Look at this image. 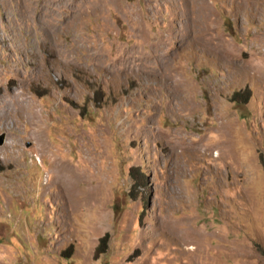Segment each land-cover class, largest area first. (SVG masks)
Listing matches in <instances>:
<instances>
[{"label":"rangeland","instance_id":"obj_1","mask_svg":"<svg viewBox=\"0 0 264 264\" xmlns=\"http://www.w3.org/2000/svg\"><path fill=\"white\" fill-rule=\"evenodd\" d=\"M1 134L0 264H264V0H0Z\"/></svg>","mask_w":264,"mask_h":264},{"label":"trees","instance_id":"obj_2","mask_svg":"<svg viewBox=\"0 0 264 264\" xmlns=\"http://www.w3.org/2000/svg\"><path fill=\"white\" fill-rule=\"evenodd\" d=\"M243 98H244V95H243L242 93H240V94H238V96L236 97L235 101H236V102H241ZM241 115H242V117L246 118V117H247L246 110H241ZM106 236H108V235H106ZM106 236H105L104 238H102V240H101L102 243L105 241ZM100 249H101L100 246H98V250H97V252H98Z\"/></svg>","mask_w":264,"mask_h":264},{"label":"bare ground","instance_id":"obj_3","mask_svg":"<svg viewBox=\"0 0 264 264\" xmlns=\"http://www.w3.org/2000/svg\"><path fill=\"white\" fill-rule=\"evenodd\" d=\"M62 169V168H61ZM66 173V171H64L63 169L59 172V177H60V179H63V180H65V181H67V179H66V177H67V175L65 174ZM68 174V173H67ZM68 178V177H67Z\"/></svg>","mask_w":264,"mask_h":264},{"label":"water","instance_id":"obj_4","mask_svg":"<svg viewBox=\"0 0 264 264\" xmlns=\"http://www.w3.org/2000/svg\"><path fill=\"white\" fill-rule=\"evenodd\" d=\"M4 138H5V135L4 134H1L0 135V143L1 144L4 142Z\"/></svg>","mask_w":264,"mask_h":264}]
</instances>
